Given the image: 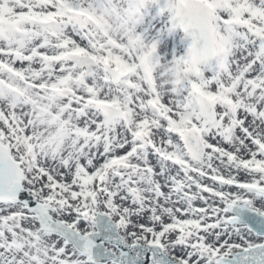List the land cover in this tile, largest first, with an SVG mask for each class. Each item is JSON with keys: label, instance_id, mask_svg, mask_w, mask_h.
Returning <instances> with one entry per match:
<instances>
[{"label": "snow or ice", "instance_id": "6c2138e0", "mask_svg": "<svg viewBox=\"0 0 264 264\" xmlns=\"http://www.w3.org/2000/svg\"><path fill=\"white\" fill-rule=\"evenodd\" d=\"M0 264H264V0H0Z\"/></svg>", "mask_w": 264, "mask_h": 264}]
</instances>
